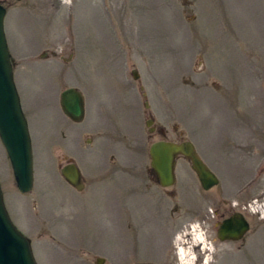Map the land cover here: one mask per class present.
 I'll use <instances>...</instances> for the list:
<instances>
[{
	"label": "rangeland",
	"instance_id": "obj_1",
	"mask_svg": "<svg viewBox=\"0 0 264 264\" xmlns=\"http://www.w3.org/2000/svg\"><path fill=\"white\" fill-rule=\"evenodd\" d=\"M0 3L34 179L20 193L0 146V189L36 264H180L177 235L213 221V191L239 201L251 228L237 243L207 228L210 264H264V0ZM69 88L84 97L80 123L60 108ZM160 140L191 142L219 179L202 190L179 157V199L160 205L162 228L148 216L147 194L130 190L137 180L150 185L148 149ZM70 161L83 173L82 191L60 175ZM206 256L200 250L195 264Z\"/></svg>",
	"mask_w": 264,
	"mask_h": 264
},
{
	"label": "water",
	"instance_id": "obj_2",
	"mask_svg": "<svg viewBox=\"0 0 264 264\" xmlns=\"http://www.w3.org/2000/svg\"><path fill=\"white\" fill-rule=\"evenodd\" d=\"M5 10L0 6V139L9 157L17 188L25 193L32 187V156L27 125L22 115L19 99L13 83L12 67L7 50L3 19ZM136 78V75L134 76ZM60 105L63 113L74 122L84 116L83 97L74 89L61 94ZM151 167L161 186L174 184L175 159L184 157L191 164L204 190L215 186L218 181L215 175L197 156L189 142L173 144L158 142L151 146ZM71 185L80 188L79 174L73 165L61 171ZM249 229L240 214L225 221L219 230L221 240H239ZM0 264H35L29 241L11 224L3 206L0 192Z\"/></svg>",
	"mask_w": 264,
	"mask_h": 264
},
{
	"label": "flooded vegetation",
	"instance_id": "obj_3",
	"mask_svg": "<svg viewBox=\"0 0 264 264\" xmlns=\"http://www.w3.org/2000/svg\"><path fill=\"white\" fill-rule=\"evenodd\" d=\"M151 122H152L151 120H146L145 121V126H148V123L150 125ZM151 130L152 129H149L148 131L151 132ZM166 141H169V140H166ZM169 142H174V141L170 140ZM148 156H149V149H148ZM70 163H73V162L70 161L67 164H70ZM78 169H79V167H78ZM79 172L81 174V181H82L83 190H84L87 185L84 183L85 180L82 177L83 173H82V171L80 169H79ZM145 172H146V175H147V180L150 182V185H148L147 182H145V181L137 180L135 183H133V185L131 186L130 190L134 191V192H138V194H141L143 192H145L147 194L148 198L150 199V203L152 205L151 212H150V214L148 216H149L150 219L154 220V223L158 224L161 227L160 224H163L164 220H162V211H161V206L160 205L163 203L164 199L167 200V201H170L169 199H179V190L176 189V183L173 186L168 187V188L162 187L159 184L155 173L151 169L150 163H149V166L145 168ZM192 173H193L194 179H197L195 173L193 171H192ZM84 176H85V174H84ZM217 187H219V185L215 186V188H217ZM212 189L213 188H211L210 190H208L206 192H209V191L211 192ZM139 191L141 193H139ZM212 193H213V195L211 196V199H209L208 201H209V204H211L210 212H211V218H213V221L208 220L207 223H206V227L204 225L203 226H204V231L205 232H207V228H208L209 232H214L216 238L219 240L217 233H218V229H219L220 225L224 221H226V220H228L230 218H233L236 213H241V212L237 208L238 204H239V201H237L236 203L230 202V204H228L227 201L223 199V197L226 196L224 192H221L219 194L218 192L213 191ZM184 196L185 195H183V197ZM193 196H195V194L189 196V198H187V199H190ZM188 203H190V201ZM176 211H177V209L175 207V204H173V206H171L167 210L169 220H172L173 218H176V216H177ZM197 214H198L199 217L201 216L200 212H198ZM157 217H159V218H157ZM133 226H132V223H129V228L132 229V233H133ZM249 228H251V226ZM170 237L167 240V243L170 244L171 246H172V243H173V248H174V239H175L176 236L172 237V238H174L173 241H172V239ZM243 239H244V237L241 240H239V241H223V242L237 243V242L242 241ZM132 240H133V235H132ZM133 244H134V241H132V245ZM132 245H131V247H132ZM131 247H129V251H128V257L129 258L135 257V253H133L131 251ZM156 251H148V252H145L144 255H146V258L153 259V258L157 257L158 252L154 253ZM173 252L174 251L172 250V252L168 253L169 260L172 258ZM162 261L163 260H161V262ZM167 261L168 260H166V262ZM161 262L158 263V264H161ZM140 264H154V263L141 262ZM166 264H168V263H166ZM171 264H178V261L176 262L174 260V262L173 263L171 262Z\"/></svg>",
	"mask_w": 264,
	"mask_h": 264
},
{
	"label": "bare ground",
	"instance_id": "obj_4",
	"mask_svg": "<svg viewBox=\"0 0 264 264\" xmlns=\"http://www.w3.org/2000/svg\"><path fill=\"white\" fill-rule=\"evenodd\" d=\"M205 235V233H202L198 228L193 226L190 229L188 227L187 230H183L182 234L177 236L178 238L175 240L177 247L176 253L180 264H195L200 250L208 256L209 248ZM193 256H195L194 260L192 259Z\"/></svg>",
	"mask_w": 264,
	"mask_h": 264
},
{
	"label": "clouds",
	"instance_id": "obj_5",
	"mask_svg": "<svg viewBox=\"0 0 264 264\" xmlns=\"http://www.w3.org/2000/svg\"><path fill=\"white\" fill-rule=\"evenodd\" d=\"M213 251H214V249H213ZM192 259L194 260L195 256H193ZM210 260H211V256H206L205 259H204L203 264H210Z\"/></svg>",
	"mask_w": 264,
	"mask_h": 264
}]
</instances>
